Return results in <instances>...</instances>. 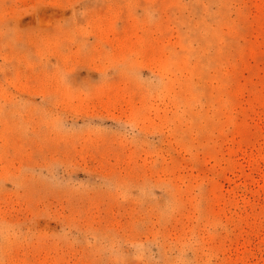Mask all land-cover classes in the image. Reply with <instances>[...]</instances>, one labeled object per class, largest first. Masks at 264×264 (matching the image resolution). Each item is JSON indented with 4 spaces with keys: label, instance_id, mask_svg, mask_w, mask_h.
I'll return each mask as SVG.
<instances>
[{
    "label": "rangeland",
    "instance_id": "rangeland-1",
    "mask_svg": "<svg viewBox=\"0 0 264 264\" xmlns=\"http://www.w3.org/2000/svg\"><path fill=\"white\" fill-rule=\"evenodd\" d=\"M0 264H264V0H0Z\"/></svg>",
    "mask_w": 264,
    "mask_h": 264
}]
</instances>
